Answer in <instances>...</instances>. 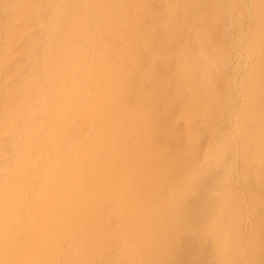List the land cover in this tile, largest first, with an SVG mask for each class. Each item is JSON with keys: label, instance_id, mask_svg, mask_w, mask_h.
I'll use <instances>...</instances> for the list:
<instances>
[{"label": "snow or ice", "instance_id": "6c2138e0", "mask_svg": "<svg viewBox=\"0 0 264 264\" xmlns=\"http://www.w3.org/2000/svg\"><path fill=\"white\" fill-rule=\"evenodd\" d=\"M21 16L34 43L0 131V264H180L172 253L189 235L206 257L197 264H264V0H0L5 69ZM81 32L96 43V140L79 156L121 157L109 199L120 222L108 229L81 215L63 172L51 188L19 179L32 165L16 135L62 81L66 41Z\"/></svg>", "mask_w": 264, "mask_h": 264}, {"label": "bare ground", "instance_id": "6f19581e", "mask_svg": "<svg viewBox=\"0 0 264 264\" xmlns=\"http://www.w3.org/2000/svg\"><path fill=\"white\" fill-rule=\"evenodd\" d=\"M24 2V0H12ZM82 3H130L132 0H78ZM159 3L160 0H150ZM19 29L13 33V52L9 57L11 67L5 69L0 64V131L3 126V113L6 100L11 97L19 86L18 77L26 73L32 62L33 38L32 28L23 16L18 17ZM110 42L120 43V37L113 34ZM96 43L94 37L87 32L70 36L66 41V63L62 81L53 87L48 98L43 102L33 104L34 116L30 120L29 131L16 135V143L22 148L27 145V162L32 165L31 175L19 177L22 185L32 183L54 187L60 173L67 177V187L73 189L72 194L78 203L84 205L81 215L99 227L108 229L120 221L112 215L118 204L109 205V199L122 183L121 157L116 152H106L99 157H89L87 160L79 156V143L87 141L94 144L96 129L88 110L96 104V89L94 64ZM73 57H79L80 63L73 62ZM259 88L256 94L257 127L259 121ZM183 117V108L176 111L178 120ZM203 125V121H201ZM161 139L164 133L161 132ZM75 144L68 150L60 151L59 144ZM5 153L0 152V173L4 169ZM258 195L259 184L254 187ZM47 195V193H46ZM155 199L151 208H146V215L155 212ZM115 258V253L112 257ZM172 258L180 264H197L206 259L202 252L200 240L195 236L183 238L178 249L172 253Z\"/></svg>", "mask_w": 264, "mask_h": 264}]
</instances>
